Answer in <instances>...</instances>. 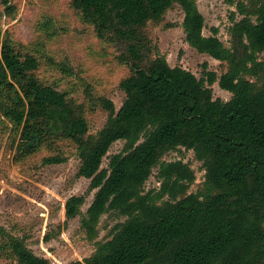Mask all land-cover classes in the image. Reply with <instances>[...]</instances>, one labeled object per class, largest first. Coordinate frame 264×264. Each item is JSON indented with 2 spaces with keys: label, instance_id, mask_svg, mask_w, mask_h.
I'll use <instances>...</instances> for the list:
<instances>
[{
  "label": "trees",
  "instance_id": "trees-1",
  "mask_svg": "<svg viewBox=\"0 0 264 264\" xmlns=\"http://www.w3.org/2000/svg\"><path fill=\"white\" fill-rule=\"evenodd\" d=\"M69 1L130 69L120 85L123 106L116 110L101 98L108 120L89 134L86 106L43 81L40 58L0 23V120L12 125L20 159L62 142L77 149V175L91 181L95 195L85 214L87 196H72L65 215L67 222L80 217L90 240L104 215L127 218L90 258L71 264H264V0H224L242 17L230 29L229 48L217 30L204 35L196 0ZM175 6L184 13L186 42L226 65L221 76L204 70L198 79L172 68L153 44L150 25ZM0 8L8 17L16 13L12 0H0ZM216 83L232 95L229 101L214 98ZM117 142L125 143L123 150L108 157ZM181 148L193 151L205 170L195 193L189 192L196 181L191 167L163 160ZM156 168L160 187L145 192ZM0 255L17 264H52L2 226Z\"/></svg>",
  "mask_w": 264,
  "mask_h": 264
},
{
  "label": "rangeland",
  "instance_id": "rangeland-1",
  "mask_svg": "<svg viewBox=\"0 0 264 264\" xmlns=\"http://www.w3.org/2000/svg\"><path fill=\"white\" fill-rule=\"evenodd\" d=\"M196 2L205 18L204 35L213 36L217 30L218 38L229 48L233 22L242 19L236 8L224 0ZM12 4L16 10L13 17L0 8L3 32L23 50L40 58L43 66L39 77L43 81L86 106L89 134L97 135L108 120V112L100 100L111 101L116 110L123 106L126 97L120 85L130 75V69L118 61L112 43L99 39L94 27L81 18L69 0H12ZM183 22L184 13L175 6L160 23L150 25L151 40L169 65L182 67L198 79L203 77L204 70L218 76L225 73L226 65L189 46ZM47 57L55 64L46 62ZM62 66H66V72ZM212 88L215 99L226 102L232 98L218 83ZM13 132L9 122L0 120V226L23 238L30 250L52 264L84 262L95 253L96 244L110 240L114 228L127 218L114 213L104 215L98 225V236L90 240L81 228L80 217L67 222L65 215L69 198L86 195L82 208L85 214L95 195L89 192L91 181L77 175L81 165L77 149L62 142L51 150L43 149L20 159ZM124 144L115 143L108 157L121 152ZM49 158H61L64 162L45 163ZM163 160H181L191 167L196 181L190 193L203 187L205 170L193 151L181 148L168 153ZM107 165L105 158L103 168ZM157 176L158 168L146 183L145 192L159 189ZM0 264L17 262L8 255H0Z\"/></svg>",
  "mask_w": 264,
  "mask_h": 264
}]
</instances>
